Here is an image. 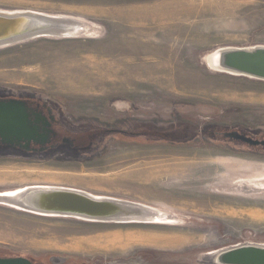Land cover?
<instances>
[{
	"label": "rangeland",
	"instance_id": "rangeland-1",
	"mask_svg": "<svg viewBox=\"0 0 264 264\" xmlns=\"http://www.w3.org/2000/svg\"><path fill=\"white\" fill-rule=\"evenodd\" d=\"M71 2L0 0L1 14L74 18L99 28L97 38L45 33L1 44L0 89L49 97L86 115L110 117L109 104L127 101L134 113L122 119L166 124L174 135L149 145L112 141L94 161L76 164L0 153V194L65 188L152 207L160 218L86 221L0 204V257L210 264L218 251L264 246V149L209 135L263 141L264 81L214 71L207 61L222 49L264 47V0H203L197 18L141 28L149 35L122 34ZM189 107L214 113L185 112ZM185 126L201 133L186 136Z\"/></svg>",
	"mask_w": 264,
	"mask_h": 264
},
{
	"label": "flooded vegetation",
	"instance_id": "flooded-vegetation-1",
	"mask_svg": "<svg viewBox=\"0 0 264 264\" xmlns=\"http://www.w3.org/2000/svg\"><path fill=\"white\" fill-rule=\"evenodd\" d=\"M1 102H18L24 107L32 136L30 142L4 144L0 140V153L18 155L37 163L62 165L91 162L101 156L112 141L122 143L130 139L136 141V145H149L156 138L165 139L174 135L166 124L137 121L132 116H126L125 120L122 119L125 115L111 108L113 116L110 117L72 112L60 102L34 93L16 94L0 89ZM209 135L212 138L222 137L221 133L215 132ZM248 136L256 138L251 134Z\"/></svg>",
	"mask_w": 264,
	"mask_h": 264
},
{
	"label": "water",
	"instance_id": "water-1",
	"mask_svg": "<svg viewBox=\"0 0 264 264\" xmlns=\"http://www.w3.org/2000/svg\"><path fill=\"white\" fill-rule=\"evenodd\" d=\"M48 16V15H46ZM4 21L11 22L19 27L21 23L28 21L25 18L16 19H6L1 18ZM14 29L6 30L2 36H9ZM19 31V30H17ZM74 35V34H73ZM71 34H63L56 38H68ZM30 40V39H29ZM215 68L221 72L252 78L259 81H264V47H255L251 49H222L219 50L216 55ZM109 107L118 111L121 114H131L134 111H130L132 105L130 102L119 100L114 101L109 104ZM187 113H203L209 115L214 113L211 108L206 107H189L185 110ZM30 136H32L31 130L27 127V115L25 113L24 107L20 103L10 102L0 103V140L2 143L13 144L15 141L20 143L22 141L30 142ZM223 138L230 141L240 142L252 147L261 146L264 148V140L259 141L249 137L247 133L241 134L239 132H227L222 134ZM29 144V143H28ZM32 190H39V188H25L20 191L19 197L24 198L28 202V198L32 196L30 193ZM48 192L45 193L46 196H51L56 189H47ZM61 195H66L72 193H79L87 196L89 203L91 205H101L103 202L97 203L92 201V196L90 194L84 193L82 191L62 189ZM35 192V191H34ZM30 201V200H29ZM106 202V201H105ZM111 202V201H110ZM8 203V202H7ZM6 203V204H7ZM118 203V202H114ZM20 209L28 211L31 213H41V210L50 211L58 214H84L89 217L95 218L96 221H108L110 219L106 217L107 213H102L101 211H88V210H78V209H67V208H36L33 205H26L24 203H19ZM125 204V203H124ZM10 206H16L13 203H8ZM130 206H135L131 205ZM18 207V206H16ZM37 209H40L38 211ZM117 219V218H116ZM112 221V220H111ZM210 264H264V246L256 245H238L228 249L218 251L210 255ZM66 258L53 257L51 261L53 264H63L66 262ZM0 264H33L31 260L27 258L17 257V258H1Z\"/></svg>",
	"mask_w": 264,
	"mask_h": 264
},
{
	"label": "bare ground",
	"instance_id": "bare-ground-1",
	"mask_svg": "<svg viewBox=\"0 0 264 264\" xmlns=\"http://www.w3.org/2000/svg\"><path fill=\"white\" fill-rule=\"evenodd\" d=\"M0 17L6 18V19L25 18L28 20V21L24 20V22L21 23V25H19V27H16L14 22L11 23V22H8L6 20L4 21L3 19H0V34H3L4 32H6V30H9V29L16 30L15 32H12L11 35H9V36L0 37V45L5 43V42H9V41H12L15 39L16 40L20 39V38L24 39V37L35 36L38 34L44 35L45 33L46 34H55V35H63L66 33V34H71L72 36L74 34L77 36L82 35V36L88 37V38L99 37L98 36L99 32H98V34L96 32V30H99V28L93 27V25H90L89 23L87 24L84 21H81L78 19L76 20L74 18L73 19L67 18V17L52 18V17L41 16V15H29V14L7 15V14H1V13H0ZM17 30H19V31H17ZM218 51H216L214 54L210 55L208 57V60H207L208 66L211 69H213L214 71H219L218 69L215 68L216 55H217ZM211 167H213V166H211ZM189 169H190V167H189ZM205 175H207V174H205ZM205 175H204V177H205ZM158 179L160 181L163 180L162 177H160V175H159ZM33 188H39V190H32L30 192V193H32V196L28 198V202L25 201L24 198L19 197L20 191H22V190H20V191H16V192H12V193L0 194V204L8 205V203L10 202V203H13L16 206H18V207L13 206V207H16L18 209H20L19 203H24L26 205L28 204V205L36 206V208L42 207V208L48 209V208L60 207V208L88 210V211L98 210V211H101L102 213H107L106 217L110 218V219H107L109 222L112 220V222H122V223H146V222H151V221L157 219L158 217L160 218L159 213H156L157 210H155L152 207L140 205L138 203L131 204V203H126L125 201H116V200L109 199V198H100L97 196L96 197L92 196V198H91L92 201L97 202V203L103 202V204L91 205L88 202L89 199L87 198V196H84L82 194L68 192L69 195L68 194L61 195L62 192H64V190H62V189H65V188H56V190H54V192H53L54 194L49 196V197L46 196L45 193L48 192L47 189H51V188L30 187L29 189H33ZM82 192H84V191H82ZM114 202H118V203H114ZM130 204L135 205V206H130ZM21 210H23V209H21ZM37 210L40 211V209H37ZM40 212L41 213H39V214H44V215L65 216V217H73V218H77V219H82V220H86V221H96L95 218L89 217V216L84 215V214H58V213L45 211V210H41Z\"/></svg>",
	"mask_w": 264,
	"mask_h": 264
},
{
	"label": "crops",
	"instance_id": "crops-1",
	"mask_svg": "<svg viewBox=\"0 0 264 264\" xmlns=\"http://www.w3.org/2000/svg\"><path fill=\"white\" fill-rule=\"evenodd\" d=\"M202 1L73 0L71 6L82 9L90 19H104L110 24L118 25L122 34L149 35L142 33L141 28H166L179 20L197 18V13L203 9Z\"/></svg>",
	"mask_w": 264,
	"mask_h": 264
},
{
	"label": "trees",
	"instance_id": "trees-1",
	"mask_svg": "<svg viewBox=\"0 0 264 264\" xmlns=\"http://www.w3.org/2000/svg\"><path fill=\"white\" fill-rule=\"evenodd\" d=\"M184 128L187 129V130L182 129V130H183L182 132L185 131L186 136L190 135L191 131H194L195 135L193 136V139H194L196 136L199 135V132L201 133V131L196 130V129H193L192 127H187V126H185ZM193 139H192V140H193ZM29 260H30V259H29ZM31 261H32L33 264H35L33 260H31Z\"/></svg>",
	"mask_w": 264,
	"mask_h": 264
}]
</instances>
